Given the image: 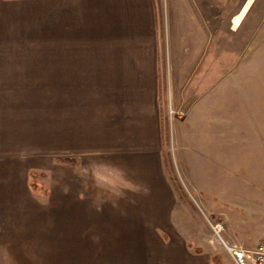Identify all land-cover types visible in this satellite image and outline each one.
Listing matches in <instances>:
<instances>
[{"label":"rangeland","instance_id":"374dc122","mask_svg":"<svg viewBox=\"0 0 264 264\" xmlns=\"http://www.w3.org/2000/svg\"><path fill=\"white\" fill-rule=\"evenodd\" d=\"M126 1L131 10L136 0ZM247 1L144 0V31H83L60 47L55 0H0V158L16 155L34 205L1 209L0 264H172L197 248L232 260L229 235L242 247L264 241V0L238 26ZM155 49L170 91L161 143H108L107 118L120 113L117 97L108 110L105 59ZM60 59L81 60L74 168L57 160Z\"/></svg>","mask_w":264,"mask_h":264},{"label":"crops","instance_id":"0c3cea01","mask_svg":"<svg viewBox=\"0 0 264 264\" xmlns=\"http://www.w3.org/2000/svg\"><path fill=\"white\" fill-rule=\"evenodd\" d=\"M137 1L130 10L129 3L127 4V1L125 3V0H55L56 23L54 24L57 26L56 31L63 33L58 35L60 41L58 45L60 47L77 46L79 44V39L77 38L83 31H144L146 3L144 0H139L140 3ZM147 1L149 6L150 2L149 0ZM45 3L48 7L50 0H43L44 5ZM50 6L52 7V4ZM150 11L149 7V13ZM148 20L153 28L149 31L155 30L156 23L153 12L150 13ZM106 45L111 47L120 46L117 44L112 45L111 43ZM157 59V49L153 51L152 57L146 59H105L104 88L105 94L108 96V110L110 112L111 110L114 111L112 101L113 97H117L114 112L119 110L120 113V115L117 113L113 116L109 115L107 118L109 122L108 126H105V136L108 139V143L119 144L122 148H134L136 144H144L146 146V144L161 143L160 96L163 95L166 100L170 91L167 86L168 75L161 76ZM57 70L60 88L62 87L60 89L62 97L60 96L58 99L60 114L57 126V144L65 151L62 157L76 159V156L80 154V134L82 129L81 104L78 94V89H81V60L60 59ZM16 160V155L15 157L10 155L0 158V217L6 215V211H3L2 213L4 214H2L1 209L21 206L25 209V213H29L31 207L33 208L34 206L33 204L31 206L32 199L24 186L25 182L29 183V179H24L23 169L18 166L21 163L19 164ZM77 163L78 159H76V164H63L65 167L74 168ZM60 176H62L60 180H66L65 174ZM78 177L80 178V176ZM152 179L154 181V178ZM73 180H76L73 176L67 179L69 182ZM78 188L80 191L81 186H78ZM70 190L68 188L67 192ZM71 192L65 194L64 198L71 203H69L70 208H78L80 212L82 200L77 195L75 197V194ZM15 197L21 199L19 201L20 205H16L14 202L12 207L10 203L11 201L13 202ZM66 200L65 202L68 203ZM83 205L85 206L86 204L83 203ZM27 208L29 209L27 210ZM13 212L14 209L10 213L12 214ZM98 213L107 215L105 210ZM11 214L8 218L4 217L7 223L11 220ZM78 215L80 217V214ZM73 222V224L79 223L77 215H73ZM229 236L231 245L236 244V241L232 242L234 237L232 235ZM201 249V251L194 250L196 252L194 255L184 249V254H178L172 264H212V262L213 264H233L232 255L231 260L219 252L213 253L212 251L207 255L204 252V248ZM214 254L219 255V263H214ZM235 264L237 263L235 262Z\"/></svg>","mask_w":264,"mask_h":264},{"label":"built area","instance_id":"2783aa9c","mask_svg":"<svg viewBox=\"0 0 264 264\" xmlns=\"http://www.w3.org/2000/svg\"><path fill=\"white\" fill-rule=\"evenodd\" d=\"M235 24H240V21L237 20ZM214 227L218 233L224 228L221 224H216ZM226 247L237 264H264V241L254 247L228 244H226Z\"/></svg>","mask_w":264,"mask_h":264},{"label":"trees","instance_id":"16d2710c","mask_svg":"<svg viewBox=\"0 0 264 264\" xmlns=\"http://www.w3.org/2000/svg\"><path fill=\"white\" fill-rule=\"evenodd\" d=\"M58 161L60 162H64V163H69V164H76V159L75 158H71V157H62L59 156L57 158ZM201 248H197L196 251H201ZM213 261L214 263H219L220 262V257L218 254H214L213 256Z\"/></svg>","mask_w":264,"mask_h":264},{"label":"bare ground","instance_id":"6f19581e","mask_svg":"<svg viewBox=\"0 0 264 264\" xmlns=\"http://www.w3.org/2000/svg\"><path fill=\"white\" fill-rule=\"evenodd\" d=\"M252 2H253V0H248V1L246 2V4L243 6V8L241 9V11L235 16V19L240 21V24H239V25H241V22H242V20H243L245 14H246V12H247V9H248L249 5H250ZM239 25H238V26H239ZM235 28H236V27H235Z\"/></svg>","mask_w":264,"mask_h":264}]
</instances>
